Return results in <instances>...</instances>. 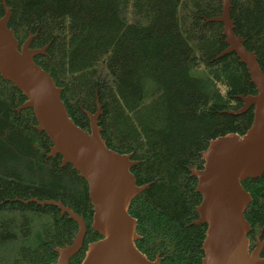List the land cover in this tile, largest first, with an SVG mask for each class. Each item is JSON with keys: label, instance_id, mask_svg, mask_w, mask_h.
Returning a JSON list of instances; mask_svg holds the SVG:
<instances>
[{"label": "trees", "instance_id": "16d2710c", "mask_svg": "<svg viewBox=\"0 0 264 264\" xmlns=\"http://www.w3.org/2000/svg\"><path fill=\"white\" fill-rule=\"evenodd\" d=\"M234 33L254 52L264 72V0H230ZM8 27L19 44L46 46L34 62L62 89L69 118L89 132L86 110L98 97L101 137L107 147L131 154L137 185L129 214L137 220L136 247L160 264H202L205 225H194L201 197L189 169H201L208 141L242 135L253 110L238 95L255 94L244 64L226 48L222 24L205 19L221 12V0H5ZM3 10L0 0V17ZM20 90L0 77V264H53L54 248L70 244L76 223L53 206L23 204L60 200L83 217V247L100 235L91 229L87 183L61 156L47 157L50 140L37 131ZM251 203L244 212L264 239V173L242 182ZM264 256V250L261 254Z\"/></svg>", "mask_w": 264, "mask_h": 264}, {"label": "water", "instance_id": "95a60500", "mask_svg": "<svg viewBox=\"0 0 264 264\" xmlns=\"http://www.w3.org/2000/svg\"><path fill=\"white\" fill-rule=\"evenodd\" d=\"M1 6L0 77L25 97L16 111L32 110L37 123L34 128L51 142L47 157L61 156V166L70 164L87 183L93 212L91 229L100 238L87 244L79 264H160L159 256L151 261L136 247L140 238L137 220L128 212L132 199L148 187V184L137 185L131 172L138 161L132 160L131 154H120L107 147L99 126L102 108L98 97L94 113L83 110L89 132L74 124L61 100L62 89L34 62V57L45 54L46 46L31 48L32 34L19 44L8 27L11 10L5 0H1ZM230 8V0H221L220 14L205 21L222 24L226 48L217 58L234 53L244 64L255 88V94L236 96L241 107L226 113L239 115L252 108L253 117L244 134L227 133L209 140L201 152L202 168L189 169L201 197L195 208L197 218L192 223L206 226L201 245L202 264H264L261 256L264 239L261 240L260 234L249 251L251 227L244 212L252 197L242 187L245 180L264 173V72L255 53L247 51L244 39L234 33ZM19 201L56 207L61 215L76 223L77 232L71 243L54 248L57 258L53 264H70L83 247L87 230L83 217L60 200Z\"/></svg>", "mask_w": 264, "mask_h": 264}, {"label": "flooded vegetation", "instance_id": "af4514ba", "mask_svg": "<svg viewBox=\"0 0 264 264\" xmlns=\"http://www.w3.org/2000/svg\"><path fill=\"white\" fill-rule=\"evenodd\" d=\"M263 250H264V247H263L262 250H261V254H262Z\"/></svg>", "mask_w": 264, "mask_h": 264}]
</instances>
